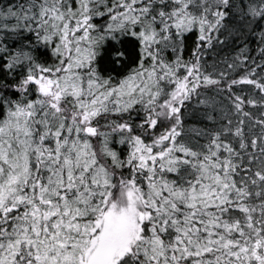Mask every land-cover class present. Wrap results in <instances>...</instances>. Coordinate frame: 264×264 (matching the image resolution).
Listing matches in <instances>:
<instances>
[{
    "label": "snow or ice",
    "instance_id": "6c2138e0",
    "mask_svg": "<svg viewBox=\"0 0 264 264\" xmlns=\"http://www.w3.org/2000/svg\"><path fill=\"white\" fill-rule=\"evenodd\" d=\"M0 264H264V0H0Z\"/></svg>",
    "mask_w": 264,
    "mask_h": 264
}]
</instances>
